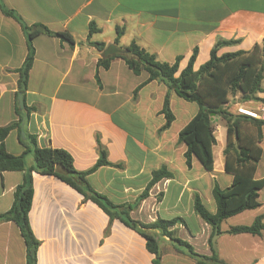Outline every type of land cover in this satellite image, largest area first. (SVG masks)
<instances>
[{"label": "crops", "instance_id": "obj_1", "mask_svg": "<svg viewBox=\"0 0 264 264\" xmlns=\"http://www.w3.org/2000/svg\"><path fill=\"white\" fill-rule=\"evenodd\" d=\"M2 1L28 24L43 23L51 30L69 32L74 39L68 42L47 33L34 36L35 57L24 97L31 111L24 129L41 147L68 150L81 171L97 163L102 146L112 164L98 166L87 178L116 204L134 203L153 172L166 167L173 175L150 188L131 210L132 217L145 223L181 217L184 222L172 227L177 236L196 251L212 255V227L197 214L194 204L198 194L215 213L216 183L224 189L233 182L234 174L225 167V122L215 119L213 170H206L195 155L188 166L187 145L179 134L199 112V104L179 96L163 81L146 82L149 74L144 70L136 73L120 56H114L109 67L99 65L104 50L88 41L90 22L95 20L98 28L90 40L105 42L106 49L112 43L126 46L139 38L167 61L182 56L179 75L196 47L193 67L199 69L219 38L240 40L220 47L218 55L264 43V0ZM119 30L122 34L116 43ZM27 53V34L21 22L0 7V127L19 119L20 69ZM167 93L174 119L164 128ZM257 95L264 99V89ZM234 104L247 110L264 107L263 100ZM21 136L18 128L10 130L4 140L9 152L23 153ZM261 147L256 179L264 178V128ZM26 161L32 165L33 155L28 154ZM24 175L23 170H0V213L11 208L15 188ZM33 182L29 218L40 240L37 264H153L155 254L139 232L115 218L106 233L110 216L92 200L84 201L72 185L54 174L35 171ZM259 200V207L226 218L222 229L251 224L264 213V186ZM156 233L162 264H198L185 247ZM213 240L227 264H264V230L260 234L224 232ZM0 264H26V243L12 220L0 222Z\"/></svg>", "mask_w": 264, "mask_h": 264}, {"label": "trees", "instance_id": "obj_2", "mask_svg": "<svg viewBox=\"0 0 264 264\" xmlns=\"http://www.w3.org/2000/svg\"><path fill=\"white\" fill-rule=\"evenodd\" d=\"M0 7L5 14L19 20L27 34L28 53L23 67L20 69L19 79V91L25 97L29 71L35 57L34 36L39 33H47L68 42H74V39L69 32L51 30L43 23L28 24L14 9L6 6L2 0H0ZM97 30L95 20H91L88 41L98 49L104 50L103 56L99 59V65L109 67L111 59L114 56H120L136 73L146 71L149 74L146 82L151 80L163 81L170 90H174L179 96L199 104V112L179 134V140L187 145L185 155L188 166H191L192 156L195 155L206 170H213V146L216 143L215 126L217 124L215 119L218 118L225 122L227 132V142L224 149L225 167L234 174L233 182L224 189L216 183L213 191L217 202L215 213L204 205L198 194L195 195L194 204L197 214L212 227V234L209 239L212 255L196 251L191 243L177 236L176 230L172 227L179 222H184L181 217L158 218L148 223L132 217L131 210L148 195L150 188L161 178L173 175L166 167H161L153 172V178L149 185L134 203L116 204L106 195L97 191L87 178V175L98 166L112 164L102 146L97 163L85 171L75 167L73 156L68 150L52 146L41 147L38 145L36 137L29 134L25 129V135L21 136L25 146L23 153L13 154L9 152L4 140L13 128H18L21 132L22 118L24 115L28 118L31 111L26 104L24 110L17 108L19 114L17 121L0 127V170L25 171L23 181L15 188L11 208L0 213V222L12 220L19 226L26 243V264H37L40 240L35 236L29 218L34 194L33 172L54 174L81 192L84 201L92 200L103 208L110 216L106 233L110 231L111 223L115 218H119L139 232L146 239L147 248L155 254L153 264H162V254L156 231H160L162 235L185 247L187 253L198 264H227L215 250L213 240L215 236L224 232L260 234L264 230V213L256 216L251 224L235 225L227 230L222 229V222L226 218L261 205L259 191L264 186V178L256 179L255 170L262 155L261 141L264 119L233 111L228 108V102L230 96L237 94H240V102L247 100L264 101L257 95L259 91L264 89V43H255L251 50H238L218 55L220 47L238 43L240 40L219 38L212 47L210 58L199 69L195 70L193 67L198 53L196 47L187 66L179 75H176L182 56H178L175 61H167L161 58L157 51L142 44L139 38H134L126 46H119L120 51L117 53L107 52L105 42L90 40ZM120 34H122V30L118 32L115 39L116 43H118ZM163 112L166 116V123L163 127L166 128L174 119V114L170 108L169 93L165 98ZM212 114H214L213 117ZM28 154H32L34 159L30 166L27 165L26 161Z\"/></svg>", "mask_w": 264, "mask_h": 264}, {"label": "water", "instance_id": "obj_3", "mask_svg": "<svg viewBox=\"0 0 264 264\" xmlns=\"http://www.w3.org/2000/svg\"><path fill=\"white\" fill-rule=\"evenodd\" d=\"M107 52H111V53H116V52H119L120 49L114 44H110L108 47H107ZM18 100H19V107L24 110L25 109V102H24V95L22 92L19 93L18 95ZM214 116V114H212V117ZM26 115L23 116L22 118V122H21V134L22 136L25 135V130H24V125H25V122H26Z\"/></svg>", "mask_w": 264, "mask_h": 264}, {"label": "built area", "instance_id": "obj_4", "mask_svg": "<svg viewBox=\"0 0 264 264\" xmlns=\"http://www.w3.org/2000/svg\"><path fill=\"white\" fill-rule=\"evenodd\" d=\"M238 111L241 113L251 115L255 118L264 119V107L260 111H258V110H247V109H244L243 107H238Z\"/></svg>", "mask_w": 264, "mask_h": 264}, {"label": "rangeland", "instance_id": "obj_5", "mask_svg": "<svg viewBox=\"0 0 264 264\" xmlns=\"http://www.w3.org/2000/svg\"><path fill=\"white\" fill-rule=\"evenodd\" d=\"M240 99V97H235V96H231V98L229 99L231 101L230 104H228V108L234 111H238V109H236V107H238L237 105L235 106V102H237Z\"/></svg>", "mask_w": 264, "mask_h": 264}]
</instances>
